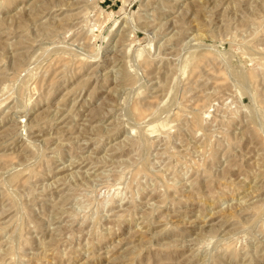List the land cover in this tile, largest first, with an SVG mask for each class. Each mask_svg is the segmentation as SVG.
Wrapping results in <instances>:
<instances>
[{"label":"rangeland","instance_id":"rangeland-1","mask_svg":"<svg viewBox=\"0 0 264 264\" xmlns=\"http://www.w3.org/2000/svg\"><path fill=\"white\" fill-rule=\"evenodd\" d=\"M0 264H264V0H0Z\"/></svg>","mask_w":264,"mask_h":264},{"label":"bare ground","instance_id":"bare-ground-1","mask_svg":"<svg viewBox=\"0 0 264 264\" xmlns=\"http://www.w3.org/2000/svg\"><path fill=\"white\" fill-rule=\"evenodd\" d=\"M10 110V109H9ZM22 110V109H21Z\"/></svg>","mask_w":264,"mask_h":264}]
</instances>
